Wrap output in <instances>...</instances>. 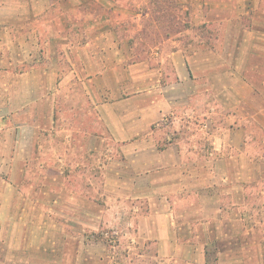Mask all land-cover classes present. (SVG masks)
Instances as JSON below:
<instances>
[{"label": "crops", "instance_id": "obj_1", "mask_svg": "<svg viewBox=\"0 0 264 264\" xmlns=\"http://www.w3.org/2000/svg\"><path fill=\"white\" fill-rule=\"evenodd\" d=\"M201 6L264 40V0ZM83 16L0 0V264H263L264 108L242 74L264 49L140 46L133 17Z\"/></svg>", "mask_w": 264, "mask_h": 264}, {"label": "rangeland", "instance_id": "obj_2", "mask_svg": "<svg viewBox=\"0 0 264 264\" xmlns=\"http://www.w3.org/2000/svg\"><path fill=\"white\" fill-rule=\"evenodd\" d=\"M63 4V8H66L70 12H81L84 15L80 18V22L86 27H91L95 22L94 18H101L100 21L104 19H117L121 16L128 18V20L133 17V26L137 28L139 25L138 32L136 33V39L139 40V45L142 46L144 41H140V38L149 35H156L158 39L164 37L169 38L174 36L180 42L181 49H186L188 51H198L212 49L219 51L222 49H236V47H242L243 49L251 48H263V41H246L244 45L241 42L236 41L240 35V31L249 29V16L244 15L240 19V24L226 25L225 19L236 16L233 9L229 10H219V9H209L208 7H200L199 0H60ZM110 7V9H109ZM75 9V10H74ZM78 14V13H77ZM207 17L212 22L208 25H203L201 23V18ZM221 19H224L221 20ZM112 21V20H111ZM119 22V21H118ZM149 28V29H148ZM257 31H264V26H255ZM249 34V32L245 33ZM251 34V33H250ZM249 34V36H250ZM257 34V33H256ZM252 35V34H251ZM153 38V37H152ZM255 43V46L253 45ZM233 59L234 64L237 61L236 58H229L231 61ZM240 59V58H239ZM242 59V58H241ZM249 65V66H248ZM257 66V67H256ZM246 82L254 87L255 91L249 95L252 100L256 103L257 107L264 108V60L258 58H247L245 71L242 74ZM57 143L59 140L57 139ZM103 156H101V161H103ZM69 188H74L76 183H69ZM87 187V186H85ZM61 186L56 189L57 192H61ZM88 189V188H87ZM90 194H92L90 192ZM63 196V195H62ZM91 196V195H90ZM89 196V197H90ZM92 197V196H91ZM90 197V198H91ZM65 202H74V197L63 196ZM86 207L94 208L96 210L100 209L93 202L85 200ZM88 204V205H87ZM59 207L58 209H60ZM72 218V219H71ZM68 218V230L74 233L79 225V219L77 215L75 217ZM91 221V220H90ZM89 222V221H88ZM84 226V225H83ZM72 250L70 249V254ZM125 252L124 250L122 253ZM136 252V250H134ZM264 254V252H263ZM148 255V254H147ZM125 258V256L122 254ZM136 258L133 263H144L151 262L149 257L142 259L136 257L135 253L130 257ZM133 259V260H134ZM264 264V257L262 258Z\"/></svg>", "mask_w": 264, "mask_h": 264}]
</instances>
